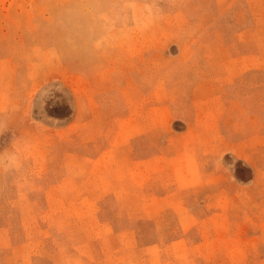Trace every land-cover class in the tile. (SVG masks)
I'll return each mask as SVG.
<instances>
[{"label": "rangeland", "instance_id": "rangeland-1", "mask_svg": "<svg viewBox=\"0 0 264 264\" xmlns=\"http://www.w3.org/2000/svg\"><path fill=\"white\" fill-rule=\"evenodd\" d=\"M0 264H264V0H0Z\"/></svg>", "mask_w": 264, "mask_h": 264}, {"label": "crops", "instance_id": "crops-1", "mask_svg": "<svg viewBox=\"0 0 264 264\" xmlns=\"http://www.w3.org/2000/svg\"><path fill=\"white\" fill-rule=\"evenodd\" d=\"M68 99H59L54 96L49 102L45 111L40 112L38 119L43 118L42 123H45L49 127V133L56 135V133H62L65 130H70L79 116L78 112V100L75 95ZM70 99V100H69ZM72 99V102H70ZM73 108V110H72Z\"/></svg>", "mask_w": 264, "mask_h": 264}]
</instances>
